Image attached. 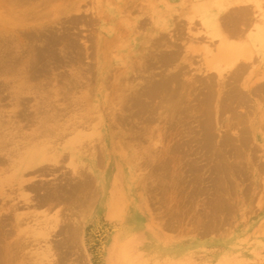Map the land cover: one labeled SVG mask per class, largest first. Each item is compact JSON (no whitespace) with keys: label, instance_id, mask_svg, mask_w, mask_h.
Listing matches in <instances>:
<instances>
[{"label":"rangeland","instance_id":"rangeland-1","mask_svg":"<svg viewBox=\"0 0 264 264\" xmlns=\"http://www.w3.org/2000/svg\"><path fill=\"white\" fill-rule=\"evenodd\" d=\"M0 3L5 4H0V97L3 96V99L0 98L2 99L0 100V122L2 124L0 135L4 146L2 150L4 159H2L4 161L6 158L7 160L6 164L2 162L3 165H0V220L2 223L5 222L4 225L6 224L5 227L2 223L0 224V247L3 248H0L3 251L0 262L4 261L0 264H149L147 254H152L153 264H264V96L253 93L254 98L244 90V94L247 93V99L251 100H247L249 102H245L244 105L234 104V101L231 102L226 98V94L229 96L230 87H225V84L232 82L230 72L234 70L226 62L221 63L224 66L220 65L225 79L220 82L219 78L215 77V80L212 81L216 82L208 81L207 76L215 71L208 72L203 48L214 50L216 44L213 43L218 42V45L219 39H217L218 37L211 38L207 33L209 28L207 29L206 24L201 21V14L205 16L211 11L215 12V3L212 4L213 2L210 0H6L5 2L0 0ZM204 5L206 8L203 7ZM198 15L201 19L196 18ZM143 21L148 25L143 24ZM65 29L67 31H64ZM138 29L142 31L139 32ZM50 30L51 32L56 31L53 33L54 37L50 34ZM32 31H34V35L37 34L35 35L36 39L33 35L31 37L28 34ZM63 32L69 33L66 34L67 38L65 37L67 42L70 40L68 45L71 42L74 44L73 39L75 38L78 39L76 40L78 45L79 43L83 44L79 45L81 48H77L78 45L73 47L74 45L71 46V44L69 47L64 46L67 42L61 36ZM56 33L58 36L60 33L62 37L60 39H63L65 43H62L63 40L56 41L60 37L57 35L55 37ZM186 33L188 36H185ZM23 34L24 37H27L24 38ZM181 35L184 37L181 38ZM43 36L49 41L52 36V41L45 40L46 38ZM177 36L179 40H176ZM41 39L43 42H40ZM198 39L205 40L199 41ZM31 41L33 42L31 43ZM53 41L56 43L53 44ZM168 41L170 43H167ZM44 43H50V46ZM60 44L61 46H59ZM35 45L36 48H39L38 50L34 47ZM70 50L73 52L77 50L75 52L81 57L77 58L78 55L75 52L71 53ZM79 50H81L80 53ZM57 51L61 64L56 58L55 52ZM41 52L43 57H40ZM175 52H179L181 55H177V53L175 55ZM37 53L40 62L38 55H35ZM170 53L176 56L175 59L173 58L174 62H171V59V63L164 60L165 55L168 57ZM61 55L65 61H63L64 66H62ZM33 60L35 63L38 60L41 66L39 63H33ZM71 61L72 64H70ZM162 62L169 63L168 67L163 63L164 67L168 68H166L167 70L163 67ZM148 63H152V65ZM33 64L36 66L34 67ZM48 66L54 69V72ZM153 66L158 70L153 69ZM42 69L46 70L47 74ZM165 70L166 72H164ZM83 73H85L84 76ZM160 73L162 74L160 75ZM175 73L176 76L179 75L178 78L173 76ZM181 73L186 74L185 78ZM42 74L46 76L43 77ZM62 74H65L66 77ZM171 75L175 77L176 83L179 79L184 80H179L182 81L179 82V86L177 84L170 85L172 88L168 87L165 92L163 91L157 97L158 99L156 98L157 101L156 99L149 100L144 96L143 103L140 102V105L143 106L141 113L139 111L141 106L134 105V100L131 98V102L124 107L122 90H124L125 96H132L136 91L147 92L152 87V83L154 86L157 81L168 80ZM31 76L34 78L32 77V79ZM172 76L171 78H173ZM202 83L213 88L211 90L207 86L205 88ZM220 83H224L222 100L219 99L217 92ZM239 85L241 86V81ZM175 87L178 88V93ZM109 89L113 92H110ZM173 89L176 93H173ZM212 89L216 92H213ZM70 90L73 92L71 93ZM206 90L217 95L214 94L215 98L213 96L210 98L211 92ZM204 92L209 94L205 95ZM167 93L172 96L175 94L174 100ZM48 94L50 97L47 96ZM67 94L71 95L70 98ZM201 96L207 97L202 100ZM208 97L209 101L212 100L213 103L208 102ZM256 99L257 101H255ZM64 100L67 102L65 103ZM197 100L199 104L196 103ZM217 100L222 103L227 102L224 103L226 106L222 104L225 111L222 106L219 108ZM68 102L69 105L71 103L70 107ZM50 103L51 105H49ZM230 103H233L234 106L232 107ZM40 104L41 109H44L43 111L47 115L39 113L37 118L41 120L36 118L38 122L40 121L38 123L32 118L34 117L32 114L34 110L36 113ZM239 104L241 107L238 106ZM246 104H249L251 108L253 106L255 110L246 107ZM144 105L147 110L143 109L146 108ZM132 106H135L136 109ZM52 107H54L53 111L50 110ZM66 107L70 109L68 110ZM57 108H59V113L56 111ZM204 108L209 112L203 110ZM229 108L230 110H228ZM245 108H249V112L251 111L252 114L251 112L249 114ZM62 109L64 110L62 111ZM178 109L184 113L179 112ZM143 110L146 115L142 113ZM221 110L225 112H222L224 117ZM50 111L52 112L50 113ZM206 112H211L213 117L210 114L208 117L205 116ZM30 114L31 122H29V118H25ZM219 114L222 118L218 117ZM52 115L56 117L54 116V118ZM148 115L150 116L148 117ZM233 115L235 118H231ZM50 116L53 117V122L51 118L49 119ZM151 116V120H154L153 116L156 117L155 119L158 118L157 122L154 120V123L152 121L149 123L148 119ZM203 117L207 118H204L206 121L203 120ZM208 118H213L210 120L214 121L207 122ZM145 119L148 121L146 122ZM199 121L201 123H198ZM41 122L43 123L41 124ZM213 123L215 125L212 126ZM200 124L205 126L201 127ZM56 125H58L57 129ZM206 125H210V130ZM242 127H245L246 131H242ZM204 128L207 132H203ZM208 130L211 131V135ZM214 132L216 135L213 134ZM218 132H221L220 135H217ZM227 134L231 136L234 134L238 139H235L233 135L232 140H234L231 142ZM213 135L217 137L216 139L214 136L217 141L213 140L217 144L210 148L212 143L210 144L209 140L213 139L211 138ZM222 135H226V138H223ZM206 136H210L209 139ZM244 136L246 139L244 138L245 141L241 142L239 138ZM189 140L195 141V144L193 142L192 145ZM228 140L230 145L227 144ZM219 141H222L221 144ZM202 143L205 145L201 146ZM36 145H40L38 146L40 148H35ZM221 145L226 147L223 148ZM243 145H247V147ZM176 146L179 149L175 151ZM220 146L221 149H219ZM181 147L182 149H180ZM32 151L45 153L44 156L48 162L44 166L48 167V170L43 166L40 169L42 171L38 174L39 170L36 171L37 169H25L28 166L26 164L27 157ZM228 151L231 153L229 154ZM234 152H237L236 156L243 152L244 156L239 155L235 159ZM209 153L212 155L209 156ZM209 160L211 163L208 162ZM218 163H220L219 166ZM205 164L207 165L205 166ZM224 164L226 167L223 166ZM53 166L54 168H52ZM228 167L231 170L229 169L230 172L226 171V173L228 172L226 174L223 171L225 168L228 170ZM86 174L90 177L87 178ZM77 176L79 177L76 178ZM215 176L220 181H215ZM84 177L87 182L84 181ZM79 179H82L81 182L78 181ZM39 184L44 186H42L43 189ZM38 185L39 187H37ZM85 185L87 189H85ZM31 186H35V190ZM58 188L59 193L62 192L61 198L65 195L68 199L72 195V200L67 201L65 196L60 200V197L57 196L59 195ZM36 189L38 190L36 191ZM217 190L220 191V194ZM64 191L66 194L63 193ZM50 194L56 196L54 198H57L56 201L50 198L52 197ZM48 196L50 199L47 198ZM69 199L71 198L69 197ZM205 212L206 214H204ZM7 233L13 235L10 236ZM70 234L74 235L70 236Z\"/></svg>","mask_w":264,"mask_h":264},{"label":"bare ground","instance_id":"bare-ground-1","mask_svg":"<svg viewBox=\"0 0 264 264\" xmlns=\"http://www.w3.org/2000/svg\"><path fill=\"white\" fill-rule=\"evenodd\" d=\"M3 2H5L6 0H2ZM189 1V0H188ZM210 1H212L213 3L212 4H214L215 3V12H213L212 13V11H211V13H207L205 16L203 15L202 16V14H201V18H199V15H198V17L196 16V18H199V19H201V21L203 22V23H205L206 24V26H207V29L209 28V30H207V33L211 36V38H215V37H218L217 39H219V44L217 45V43L218 42H216V43H213V44H216V45H214V46H216L215 47V49L214 50H210L209 48H208V50L206 49V48H203V50H204V60H207V65H208V72L209 71H212V70H214L215 72H213V73H211V75L210 74H208V75H210V76H207V78H209V82L211 83V81L212 80H215V77H218L219 78V81L220 82H222L224 79H225V75H224V72L221 70V67H220V65L222 66L223 64H221V63H223V62H226V63H228L229 64V66H230V68L232 67L234 70L233 71H231L230 72V74H231V76H232V82L229 80V78H227L228 80L226 81L227 83L229 82L230 84H232V86H230V84H225L226 86L225 87H227V86H229L230 87V93H229V91H228V93H229V96H227V94H226V98H228V99H230V101L231 102H233L234 104L235 103H241V104H243L244 105V103L245 102H247V100H250V99H247L248 97L246 96L247 95V93H248V95L249 96H252L253 95V93H259L260 95H262V96H264V0H210ZM26 3V2H25ZM25 3H24V5H25ZM0 4H2V3H0ZM2 5H5L4 3L2 4ZM22 5V4H21ZM145 5V4H144ZM206 5V7H208L207 6V4H205ZM205 5L203 6V7H205ZM3 7V6H2ZM1 7V8H2ZM205 7V8H206ZM205 8H203V9H205ZM5 9V8H4ZM18 9V8H17ZM193 9V8H192ZM197 9V8H196ZM202 9V10H203ZM2 11V10H1ZM138 11V10H137ZM6 13V12H5ZM32 13V12H31ZM144 13V12H143ZM168 13V12H167ZM4 14V13H3ZM158 15V14H157ZM162 16V15H161ZM0 17H1V15H0ZM153 17L155 18V16L153 15ZM80 18V17H79ZM72 19V18H71ZM70 19V20H71ZM74 19V18H73ZM72 19V20H73ZM82 19V18H81ZM153 19V18H152ZM159 19V18H158ZM190 19V18H189ZM69 20V19H68ZM71 20V21H72ZM75 20V19H74ZM77 20H79V19H77ZM130 20V19H129ZM140 20V19H139ZM144 20V19H143ZM145 21V20H144ZM143 21V22H144ZM8 22V21H7ZM66 22V21H65ZM70 22V21H69ZM77 22V21H76ZM140 22H142V21H140ZM147 22V21H146ZM68 23V22H67ZM71 23V22H70ZM85 23H87V22H85ZM88 23H90V22H88ZM87 23V24H88ZM130 23V22H129ZM86 24V25H87ZM139 24V23H138ZM143 24H146V25H148L147 23H143ZM155 24V23H154ZM189 24H192V23H189ZM152 25V24H151ZM26 26V25H25ZM150 26V25H149ZM181 26V25H180ZM180 26H178V27H180ZM12 27V26H11ZM89 27H90V25H89ZM138 27V26H137ZM140 27V26H139ZM141 28V27H140ZM144 28V27H143ZM201 28V27H200ZM64 29V28H63ZM142 29V28H141ZM141 29H138L139 30V32L140 31H142ZM73 30H74V28H73ZM134 30V29H133ZM179 30V29H178ZM183 30V29H182ZM181 30V31H182ZM38 31V30H37ZM56 31H59L58 29H56ZM55 31V32H56ZM64 31H67L66 29L64 30ZM70 31V30H69ZM79 31V30H78ZM180 31V30H179ZM185 31V30H184ZM20 32V31H19ZM34 31H32L31 33H28L29 35H31V37H32V35L34 36V38H35V35H37V34H35L34 35V33H33ZM41 32H42V30H41ZM47 32H49V31H47ZM50 32H51V30H50ZM55 32H51L50 34H52L53 35V37H54V34L53 33H55ZM61 32V31H60ZM82 32V31H81ZM11 33V32H10ZM26 33V32H25ZM24 33V34H25ZM74 33V32H73ZM135 33V32H134ZM142 33V32H141ZM175 33V32H174ZM206 33V34H207ZM22 34V33H21ZM24 34H23V37H24ZM27 34V33H26ZM28 34H27V36H28ZM40 34V33H39ZM44 35H45V33H43ZM49 34V35H50ZM64 34H65V32H63V35H62V33H61V36H63V39L65 40L67 37H66V34H65V36H64ZM69 34V33H68ZM67 34V35H68ZM76 34V33H75ZM79 34V33H78ZM81 35H82V33H80ZM183 34V33H182ZM8 35V34H7ZM10 35V34H9ZM42 35V34H41ZM57 35V33L55 34V37H57L56 36ZM147 35V34H146ZM11 36V35H10ZM10 36H9V38H10ZM26 36V35H25ZM26 36V37H27ZM47 37H48V35H46ZM59 36H60V33H59ZM58 36V37H59ZM59 37V40H56V41H62L63 39H60V38H62V37ZM70 36V35H69ZM170 36V35H169ZM182 36L183 35H181V38H182ZM185 36H188V33H186L185 34ZM192 36H193V34H192ZM209 36V37H210ZM26 37H24V38H26ZM37 37V36H36ZM44 37V36H43ZM66 37V38H65ZM71 37H73V36H71ZM76 37V36H75ZM168 37V36H167ZM173 37V39H174V36H172ZM172 37H171V39H172ZM184 37V36H183ZM19 38V37H18ZM33 38V39H34ZM38 38V37H37ZM42 38V37H41ZM44 38H46V37H44ZM44 38H42V39H44ZM49 38V37H48ZM48 38H46L45 40H47ZM51 38H52V36H51ZM50 38V41H52V39ZM74 38V37H73ZM161 38V37H160ZM163 38H165L166 39V37H164L163 36ZM179 38H180V36H179ZM190 36H189V40H190ZM21 39V38H20ZM28 39H29V36H28ZM32 39V38H31ZM30 39V40H31ZM36 39V38H35ZM39 39H40V37H39ZM38 39V40H39ZM42 39L40 40V42H43L42 41ZM170 39V38H169ZM170 39V40H171ZM192 39H194V38H192ZM196 39V38H195ZM210 39V38H209ZM208 39V40H209ZM30 40H28V41H30ZM62 41V43L64 42L65 43V41ZM71 40H72V38H71ZM76 40H78V39H73V41H75L74 42V44H72V42L71 43H69V45H68V42H70V40H68V42L66 43V45H64V46H66V47H69L70 46V44H71V46L72 45H74L73 47H75V46H77L78 45V43L76 42ZM167 40H168V38H167ZM176 40H179L178 39V36H177V39ZM183 40H184V38H183ZM199 40V39H198ZM205 40V39H204ZM204 40H199V41H204ZM22 41V40H21ZM34 41V40H33ZM33 41H31V43L33 42ZM47 41H49V40H47ZM49 41V42H50ZM141 41V40H140ZM186 41V40H185ZM218 41V40H217ZM6 42V41H5ZM4 42V43H5ZM39 42V41H38ZM45 42V41H44ZM159 42V41H158ZM171 42H174V41H171ZM187 42V41H186ZM21 43V42H20ZM53 44L54 43H56V42H52ZM77 43V44H76ZM167 43H170V41H168ZM176 43H178V42H176ZM38 44V43H37ZM44 44H46V43H44ZM48 44V43H47ZM46 44V45H47ZM50 44V43H49ZM48 44V45H49ZM59 44V43H58ZM76 44V45H75ZM156 44V43H155ZM180 44V43H179ZM202 44V43H201ZM12 45V44H11ZM43 45V44H42ZM79 45H81L80 43H79ZM79 45L77 46V48L79 47ZM83 45V44H82ZM81 45V46H82ZM159 45V44H158ZM185 45H188V44H185ZM39 46V45H38ZM40 46H41V44H40ZM50 46V45H49ZM59 46H61V44L59 45ZM64 46H63V49H64ZM147 46V45H146ZM159 46H161V45H159ZM165 46V45H164ZM178 46V45H177ZM212 46V45H211ZM22 47V46H21ZM35 48L37 47L36 45L34 46ZM46 47V46H45ZM58 47V46H57ZM72 47V48H73ZM90 47V46H89ZM174 47H176V46H174ZM10 48V47H9ZM41 48V47H40ZM72 48H69V49H72ZM79 48H81V47H79ZM119 48V47H118ZM172 48V47H171ZM178 48V47H177ZM181 48H182V44H181ZM181 48H178L179 50L181 49ZM184 48V47H183ZM182 48V49H183ZM213 48V47H212ZM2 49H4V48H2ZM6 49V48H5ZM14 49V48H13ZM21 49V48H20ZM39 48H36V50H38ZM44 49H46V48H44ZM48 49V48H47ZM52 49V48H51ZM55 49H57V48H55ZM55 49H53V50H55ZM62 49V50H63ZM69 49H68V52H69ZM74 49H76V48H74ZM157 49V48H156ZM181 49V50H182ZM43 50V49H42ZM42 50H39V51H42ZM49 51H50V49H48ZM48 50L46 51L47 53H48ZM53 50H51V53H53ZM58 50H60V49H58ZM73 50V49H72ZM72 50H70L71 51V53L73 52ZM166 50V49H165ZM167 50H169V49H167ZM178 50V51H179ZM39 51H37V52H39ZM56 51V50H55ZM75 51H77V50H75ZM74 51V52H75ZM137 51V50H136ZM145 51V50H144ZM172 52H174V50H171ZM45 51H43V53H44ZM45 52V53H46ZM73 52V53H74ZM79 53L81 52V50H79L78 51ZM91 52V51H90ZM163 52V51H162ZM167 52V51H166ZM181 52H184V51H181ZM11 53V52H10ZM9 53V54H10ZM42 52H41V56L40 57H43L44 55H42L43 54ZM56 54L58 53V51L57 52H55ZM54 53V56L56 55ZM76 53V52H75ZM160 53V52H159ZM176 53L177 52H175L174 54L176 55ZM188 53V52H187ZM26 54V53H25ZM64 53L62 52V55H63ZM77 54V53H76ZM84 54V53H83ZM137 54V53H136ZM173 54V53H172ZM178 54H180L179 52L177 53V55ZM183 54V53H182ZM24 55V54H23ZM36 56L38 55V59L40 58L39 57V54L37 53V54H35ZM35 55H33V56H35ZM62 55H61V58L63 59L62 60V64H63V61H64V58L62 57ZM67 55H68V53H67ZM66 55V56H67ZM72 55V54H71ZM78 55V54H77ZM82 55V54H81ZM135 55V54H134ZM169 55V54H168ZM175 55H171V53H170V56H166L165 55V61L166 62H170L171 61V59H172V61L171 62H174V59H175ZM181 55V54H180ZM190 55V54H189ZM254 55H256L255 56V58H254ZM35 56V57H36ZM59 55L57 54V59L59 58L58 57ZM64 56V55H63ZM69 56H70V52H69ZM73 56V55H72ZM76 56V55H75ZM91 56H93V53H91ZM127 56H129V55H127ZM159 56H162V57H164L163 55H159ZM53 57V56H52ZM65 57V56H64ZM79 57H81L80 55H78V57L77 58H79ZM178 57H180V56H178ZM201 57V56H200ZM32 58V57H31ZM51 58V57H50ZM60 58V59H61ZM76 58V57H75ZM76 58V60L78 61V59ZM94 58V57H93ZM92 58V59H93ZM130 58V57H129ZM138 58V57H137ZM156 58V57H155ZM174 58V59H173ZM18 59V58H17ZM16 59V60H17ZM23 59V58H22ZM35 59H37V57L35 58ZM52 59V58H51ZM53 59H55V58H53ZM69 59H71L70 57H69ZM134 59V58H133ZM160 59V58H159ZM19 60V59H18ZM17 60V61H18ZM32 60V59H31ZM41 60H44L43 58H41ZM46 60V59H45ZM56 60V59H55ZM72 60H74V61H76L75 59H72ZM79 60H81V59H79ZM160 60H162V59H160ZM179 60V59H178ZM178 60H175V61H178ZM20 61V60H19ZM48 61H49V59H48ZM76 61V62H77ZM86 61V60H85ZM128 61V60H127ZM140 61V60H139ZM163 61V60H162ZM33 63H35L34 62V60L32 61ZM39 62H40V59H39ZM38 62V60L36 61V63H39ZM43 62V61H42ZM57 62V61H56ZM58 62H60V64H61V60L59 61V59H58ZM57 62V63H58ZM65 62V61H64ZM93 62H94V60H93ZM160 62V61H159ZM170 62V63H171ZM35 63V64H36ZM75 63V62H74ZM73 63V64H74ZM163 63H165V62H162V64ZM30 64H31V61H30ZM29 64V65H30ZM66 64H67V62H66ZM70 64H72V61H71V63ZM148 64H150V65H152V63H148ZM156 64V63H155ZM162 64H161V66H162ZM167 64H169V63H167ZM167 64L165 63V66H167ZM19 65V64H18ZM34 65V64H33ZM39 65H40V63H39ZM43 65V64H42ZM54 65V64H53ZM57 65V64H56ZM59 65V64H58ZM57 65V66H58ZM84 65V64H83ZM91 66H92V63L90 64ZM130 65V64H129ZM171 65V64H170ZM207 65H206V68H207ZM36 65H34V67H35ZM41 66V65H40ZM49 66H51V65H49ZM48 66V67H49ZM62 66H64V64L62 65ZM61 66V67H62ZM67 66V65H66ZM156 66V65H155ZM173 66V65H172ZM224 66V65H223ZM33 67V66H32ZM55 67V66H54ZM60 67V66H59ZM59 67H57V68H59ZM94 67V66H93ZM149 67V66H148ZM163 67H164V64H163ZM168 67V66H167ZM166 67V68H167ZM50 68V67H49ZM48 68V69H49ZM51 68H52V66H51ZM50 68V69H51ZM74 68V67H73ZM91 68V67H90ZM155 67L153 66V69H154ZM165 68V67H164ZM165 68V69H166ZM228 68V67H227ZM226 68V69H227ZM47 69V70H48ZM50 69L48 70V72L50 71ZM60 69V68H59ZM149 69V68H148ZM148 69H146V70H148ZM156 70H158L157 68H155ZM168 69V68H167ZM166 69V70H167ZM197 69H199V68H197ZM204 69V68H203ZM25 70H26V68H25ZM30 71H32L31 69H29ZM34 70V69H33ZM36 70V69H35ZM44 69H42V71H43ZM52 71L54 70V69H51ZM166 70L164 71V72H166ZM228 70V69H227ZM29 71V72H30ZM40 71V70H39ZM45 71V74H47V72H46V70H44ZM57 71H58V69H57ZM66 71V70H65ZM89 71V70H88ZM28 72V71H27ZM28 72V73H29ZM54 72V71H53ZM53 72H50V73H53ZM78 72H80V71H78ZM83 72V71H82ZM93 72V71H92ZM146 72V71H145ZM180 72V71H179ZM27 73V74H28ZM34 73H36V71H34ZM39 72L37 71V74H38ZM43 73V72H42ZM66 73H67V71H66ZM65 73V74H66ZM88 73V72H87ZM124 73V72H123ZM177 73V72H176ZM175 73V75H173V76H175V77H177L178 78V76H176L177 74ZM33 74V73H32ZM44 74V73H43ZM42 74V76L43 77H45L44 75ZM65 74H62V75H64L65 76ZM75 74H76V72H75ZM80 74V73H79ZM84 74L85 73H83V76H84ZM158 74V73H157ZM156 74V75H157ZM162 73H160V75H161ZM180 74V73H179ZM246 74H248V75H246ZM33 75H35V74H33ZM62 75H60L61 77H62ZM69 75V74H68ZM72 75V74H71ZM78 75V74H77ZM130 75V74H129ZM155 75V76H156ZM159 75V76H160ZM171 75V76H172ZM181 75H185L186 76V74H182L181 73ZM215 75V76H214ZM37 76V75H36ZM36 76H35V78H36ZM75 76V75H74ZM86 76V75H85ZM158 76V75H157ZM171 76H169L170 78H168V80H165V81H162V82H160V81H157V84H154V86H153V83H152V87L149 89V91H147V92H145V91H143V92H140V91H136L135 92V94L134 95H132V96H125L124 95V90H122V99H123V104H124V107L126 106V105H128L130 102H131V100H130V98L131 99H133L134 100V105L135 104H139L140 105V102H141V104L143 103V97L144 96H146L147 98H149V100L150 99H156L158 96H160L161 94H162V92L164 91L165 92V90L166 89H168V87H170V89L172 88L171 86H173L174 84H179V82H182V81H179V80H184V79H179L178 80V83H176V81H175V77H173V78H171ZM185 76H184V78H185ZM197 76H199V75H197ZM245 76H247V77H245ZM34 78V76H31V78ZM39 77H40V74H39ZM66 77V76H65ZM64 77V78H65ZM68 77V76H67ZM73 77V76H72ZM138 77V76H137ZM162 77V76H161ZM201 77V76H200ZM228 77H230V76H228ZM31 78H30V80H31ZM32 78V79H33ZM63 78V77H62ZM63 78V79H64ZM133 78V77H132ZM154 78V77H153ZM160 78V77H159ZM36 79H39L40 80V78H36ZM41 79H42V77H41ZM48 79V78H47ZM66 79V78H65ZM192 79V78H191ZM197 79H198V77H197ZM205 79V78H204ZM231 79V78H230ZM46 80V79H45ZM52 80V79H51ZM61 80V79H60ZM69 80V79H68ZM200 80V79H199ZM205 80H207V79H205ZM204 80V81H205ZM242 80H243V82H242ZM35 81H37V80H35ZM63 81V80H62ZM105 81V80H104ZM113 81H116V80H113ZM191 81V80H190ZM189 81V82H190ZM192 81H193V79H192ZM191 81V82H192ZM203 81V80H202ZM203 81V82H204ZM240 81H241V86L239 85L240 84ZM34 82V81H33ZM64 82V81H63ZM71 82V81H70ZM158 82H160V83H158ZM188 82V83H189ZM201 82V81H200ZM212 82H216V81H212ZM72 83V82H71ZM154 83H155V81H154ZM194 83V82H193ZM219 83V82H218ZM36 84V83H35ZM47 84V83H46ZM70 84V83H69ZM73 84V83H72ZM84 84V83H83ZM112 84V83H111ZM186 84H187V81H186ZM217 84V83H216ZM11 85V84H10ZM40 85V84H39ZM71 85V84H70ZM78 85V84H77ZM85 85V84H84ZM171 85V86H170ZM202 85H204L205 86V88H206V86L208 87V89H210L211 90V88H213V87H210V86H208V85H206V84H203L202 83ZM0 86H1V84H0ZM8 87H9V85H7ZM61 86V85H60ZM71 86H73V85H71ZM83 86V85H82ZM175 86V85H174ZM179 86V85H178ZM187 86V85H186ZM189 86V85H188ZM213 86V85H212ZM223 86H224V83H220L219 84V89L217 90V92H218V94H219V99L220 100H222V98H223V94H222V89H223ZM40 87H42V86H40ZM50 87V86H49ZM143 87V86H142ZM199 87V86H198ZM201 87V86H200ZM215 87V86H214ZM2 88V87H1ZM44 88V87H43ZM73 88V87H72ZM71 88V89H72ZM148 88V87H147ZM146 88V89H147ZM174 88V87H173ZM182 88V87H181ZM46 89V88H45ZM59 89H61V88H59ZM67 89V88H66ZM75 89V88H74ZM79 89V88H78ZM117 89V88H116ZM144 89V88H143ZM169 89V90H170ZM175 89H176V92L178 93V91L179 90H177L178 88H176L175 87ZM4 90V89H3ZM63 90V89H62ZM69 90V89H68ZM106 90V89H105ZM169 90H167V91H169ZM187 90H190V89H188L187 88ZM205 90V89H204ZM203 90V91H204ZM208 91V90H206V91H208V92H211V91ZM213 90V92L215 91L214 89H212ZM226 90H227V88H226ZM229 90V89H228ZM244 90H246L247 91V93H245L244 94ZM2 91V90H1ZM71 91V93L73 92L72 90H70ZM109 91H110V89H109ZM112 91V90H111ZM110 91V92H111ZM142 91V90H141ZM173 91V93H176V92H174V89L172 90ZM202 91V92H203ZM245 91V92H246ZM39 92V91H38ZM43 92V91H42ZM47 92V91H46ZM113 92V91H112ZM183 92V91H182ZM181 92V93H182ZM193 92V91H192ZM216 92V91H215ZM227 92V91H226ZM2 93H3V91H2ZM43 93H45V92H43ZM67 93H69V91H67ZM71 93H69V94H71ZM180 93V92H179ZM225 93V92H224ZM41 94V93H40ZM53 94V93H52ZM69 94H67L68 96H69ZM111 94V93H110ZM168 94V93H167ZM189 94H190V91H189ZM198 94H200V93H198ZM197 94V95H198ZM203 94H209V93H203ZM213 93L211 92L209 95H210V98H212L211 96H215L214 94H216V93H214L213 95H212ZM4 95V94H3ZM102 95V94H101ZM112 95V94H111ZM169 95V94H168ZM179 96H180V94H178ZM192 95H193V93H192ZM217 95V94H216ZM8 96V95H7ZM48 97H50L49 96V94L47 95ZM51 96H53V95H51ZM64 96V95H63ZM65 96H66V94H65ZM71 96V95H70ZM70 96H69V98H70ZM173 96H176L175 94L173 95ZM172 95H169V97L170 98H172L173 97ZM224 96H225V94H224ZM254 96V95H253ZM3 96H1L0 98H2ZM39 97V96H38ZM37 97V98H38ZM42 97V96H41ZM110 97V96H109ZM109 97H108V100H109ZM113 97V96H112ZM202 97V96H201ZM207 97V96H206ZM206 97H204V98H206ZM230 97V98H229ZM257 97H258V95H257ZM6 98V97H5ZM10 98V97H9ZM44 98V97H43ZM47 98V97H46ZM45 98V99H46ZM75 98V97H74ZM114 98V97H113ZM129 98V99H128ZM190 98V97H189ZM203 97L201 98L202 100L204 99ZM215 98V97H214ZM217 98V97H216ZM225 98V99H226ZM250 98V97H249ZM254 98H255V96H254ZM253 98V99H254ZM3 99V98H2ZM2 99H0V100H2ZM22 99V98H21ZM44 99V100H45ZM49 99V98H48ZM102 99V98H101ZM158 99V98H157ZM157 99H156V101H157ZM176 99V98H175ZM195 100H196V98H194ZM258 99H259V97H258ZM52 100V99H51ZM50 100V101H51ZM67 101H68V99H66ZM113 100H115V99H113ZM132 100V101H133ZM164 100V99H163ZM171 100V99H170ZM172 100H174V97H173V99ZM189 100V99H188ZM199 100V99H198ZM198 100H197V102L196 103H198ZM210 99H209V97H208V102H210L209 101ZM213 100H215V99H213ZM43 101V100H42ZM42 101L40 102V103H42ZM46 102H47V100H45ZM62 101V100H61ZM66 101V102H67ZM73 101V100H72ZM71 101V102H72ZM207 101V100H206ZM251 101V100H250ZM255 101H257V99L255 100ZM46 102H45V104H46ZM59 102H60V100H59ZM64 102H65V100H64ZM65 102V103H66ZM100 102V101H99ZM169 102V101H168ZM192 102V101H191ZM215 102V101H214ZM249 102V101H248ZM247 102V103H248ZM22 103V102H21ZM21 103H20V105H21ZM31 103V102H30ZM44 103V102H43ZM110 103V102H109ZM152 104H153V102H151ZM150 103V104H151ZM155 103V102H154ZM186 103V102H185ZM192 103H194V102H192ZM191 103V104H192ZM210 103H213L212 102V100H211V102ZM224 103H227V102H224ZM224 103H222V101L220 102H218V100H217V104H218V106H219V108L222 106V108H223V110H224V107H223V105L222 104H224ZM232 103V104H233ZM252 103V102H251ZM250 103V104H251ZM260 104H263V103H261V102H259ZM258 103V104H259ZM25 104V103H24ZM27 104V103H26ZM133 104V103H132ZM146 104V103H145ZM199 104V103H198ZM215 104V103H214ZM231 104V103H230ZM229 104V105H230ZM231 104V105H232ZM47 105V104H46ZM49 105H51V103L49 104ZM66 105V104H65ZM68 105H69V102H68ZM70 105H71V103H70ZM70 105H69V107H70ZM113 105H115L114 103H113ZM147 105H148V103H147ZM190 105V104H189ZM201 105V104H200ZM206 105H208V104H206ZM205 105V106H206ZM228 105V104H227ZM253 105V104H252ZM7 106V105H6ZM55 106V105H54ZM64 106V105H63ZM141 106V105H140ZM145 106V105H144ZM150 106V105H149ZM152 106V105H151ZM193 106V105H192ZM204 106V105H203ZM224 106H226V104H224ZM234 105H232V107H233ZM239 107H241L240 106V104L238 105ZM238 106H235L236 108L238 107ZM254 106H255V104H254ZM37 107V106H36ZM41 104H40V107H38V109H36V113H34L35 112V110L33 111V116L34 117H32L33 119H35L36 120V118L38 117V114L40 113H43V114H45L46 112L45 111H43L42 109H41ZM106 107V106H105ZM131 107V106H130ZM132 107H134L135 108V106H132ZM136 107H138L137 105H136ZM142 107L143 106H141V108H140V113H141V109H142ZM146 107V106H145ZM153 107V106H152ZM195 107H196V105H195ZM211 107V106H210ZM214 107V106H213ZM229 107V106H228ZM227 107V108H228ZM238 107V108H239ZM246 107H249V104L247 105L246 104ZM259 107V106H258ZM35 108V107H34ZM33 108V109H34ZM44 108V107H43ZM45 108H46V106H45ZM48 108H49V106H48ZM47 108V109H48ZM53 108L54 107H52V109H50V110H52L53 111ZM56 108V107H55ZM61 108H63V107H61ZM67 108V107H66ZM75 108V107H74ZM197 108H199V107H197ZM221 108V109H222ZM230 108H231V106H230ZM230 108L228 109V110H230ZM235 108V109H236ZM249 108H251V107H249ZM249 108L248 109H246V110H248V113L250 114V112H249ZM263 108V107H262ZM46 109V110H47ZM68 109V108H67ZM70 109V108H69ZM68 109V110H69ZM108 109V108H107ZM133 109V108H132ZM136 109V108H135ZM144 110H147V107L146 108H143ZM188 109V108H187ZM189 109H190V107H189ZM212 109V108H211ZM231 109H233V108H231ZM234 109V110H235ZM251 109H253V106H252V108ZM29 110V109H28ZM59 110V108H57L56 109V111H58ZM61 110V109H60ZM64 109H62V111H63ZM73 111H74V109H72ZM106 110V109H105ZM134 110V109H133ZM142 111V113L144 114L145 113V111ZM151 110V109H150ZM157 110V109H156ZM180 109H178V111H179ZM203 110H207V109H203ZM210 110V109H209ZM213 110V109H212ZM223 110H221V114H222V112L223 113H225ZM253 110H255V109H253ZM252 110V111H253ZM259 110V109H258ZM27 111V110H26ZM52 111H50V113L52 112ZM128 111V110H127ZM154 111H155V109H154ZM177 111V112H178ZM196 111V110H195ZM208 111V110H207ZM226 111H227V109H226ZM240 111V110H239ZM21 113H22V111H20ZM25 111H24V109H23V113H24ZM72 112V111H71ZM157 112V111H156ZM176 112V113H177ZM179 112H182V113H184L183 111H179ZM202 112H204V111H202ZM209 112V111H208ZM208 112H206V114H205V116L207 115V117H208V114H210L211 116L213 115L211 112L210 113H208ZM228 112V111H227ZM232 112V111H231ZM30 113V112H29ZM28 113V114H29ZM31 113H32V111H31ZM53 113H55V115H57V116H59L57 113H59V111L56 113V112H53ZM60 113H61V111H60ZM63 113V112H62ZM61 113V114H62ZM153 113V112H152ZM182 113H180V114H182ZM199 113H200V111H199ZM253 113H255V112H253ZM258 113V112H257ZM260 113V112H259ZM137 114V113H136ZM142 114V115H143ZM154 114V113H153ZM179 114V113H178ZM179 114V115H180ZM221 114H219V116L218 117H221L222 118V116H220ZM242 114V113H241ZM245 114V113H244ZM243 114V115H244ZM247 114V113H246ZM248 114V115H249ZM251 114H252V112H251ZM19 115H20V113H19ZM26 115V114H25ZM45 115H47V114H45ZM45 115H44V117H45ZM54 115V116H55ZM63 115H64V113H63ZM66 115V114H65ZM145 115H146V113H145ZM177 115V114H176ZM223 115V114H222ZM48 116H49V114H48ZM53 116V115H52ZM53 116V117H54ZM150 115H148V117H149ZM184 116V115H183ZM199 116H201L200 114H199ZM203 116V115H202ZM210 116V117H211ZM244 116H246V115H244ZM249 116H252V115H249ZM257 116V115H256ZM41 117V116H40ZM53 117H49V119L51 118L52 119V122H53ZM56 117V116H55ZM54 117V118H55ZM64 117V116H63ZM70 117V116H69ZM74 117V116H73ZM143 117V116H142ZM154 118V120L156 121L157 119H155L156 117L155 116H153ZM213 117V116H212ZM223 117H224V115H223ZM253 117V116H252ZM251 117V118H252ZM260 117H262V116H260ZM25 118L26 119H30L31 118V114L30 115H27V116H25ZM31 118V119H32ZM42 118H43V116H42ZM204 118H206V117H203V120H205ZM216 118V117H215ZM214 118V119H215ZM231 118H235V116L233 115V117H231ZM230 118V119H231ZM257 118V117H256ZM259 118V117H258ZM257 118V119H258ZM31 119H30V121L29 122H31ZM37 119H39V118H37ZM45 119V118H44ZM44 119H42V120H44ZM46 119H47V117H46ZM61 119V118H60ZM59 119V120H60ZM67 119V118H66ZM152 119V116L150 117V119H145V121L147 122H153L154 120H151ZM207 119V118H206ZM210 119H213V118H210ZM209 118H208V120H207V122H213L214 120H210ZM39 120H41V119H39ZM115 120V119H114ZM169 120V119H168ZM210 120V121H209ZM235 120V119H234ZM251 120V119H250ZM260 120H261V118H260ZM37 121V120H36ZM56 121V120H55ZM178 121V120H177ZM206 121V120H205ZM22 122V121H21ZM32 122H33V120H32ZM35 122V121H34ZM38 122V121H37ZM40 122V121H39ZM38 122V123H39ZM51 122V123H52ZM63 122V121H62ZM65 122V121H64ZM157 122V121H156ZM193 122H195V121H193ZM242 122H243V120H242ZM241 122V123H242ZM17 123V122H16ZM26 123H28V122H26ZM43 122H41V124H42ZM57 123H58V118H57ZM68 123V122H67ZM149 123H148V125H149ZM154 123V122H153ZM198 123H201L200 121L198 122ZM240 123V124H241ZM44 124H45V122H44ZM64 124V123H63ZM197 124V123H196ZM203 124V123H202ZM202 124H200L201 125V127L203 126ZM220 124V123H219ZM230 124V123H229ZM235 124V123H234ZM233 124V125H234ZM32 125V124H31ZM46 125V124H45ZM48 125H49V122H48ZM213 125H215L214 123L212 124V126ZM236 125H238L237 123H236ZM247 125V124H246ZM259 125V124H258ZM264 125V124H263ZM57 126L58 125H56V129H57ZM159 126V125H158ZM185 126V125H184ZM205 126V125H204ZM203 126V127H204ZM210 126V125H209ZM209 126H207L206 125V127H209ZM221 126V125H220ZM243 126V125H242ZM150 127V126H149ZM180 127V126H179ZM194 127V126H193ZM231 127H233V126H231ZM237 127V126H236ZM240 127V126H239ZM247 127V126H246ZM0 128L2 129V124H1V122H0ZM46 128H47V126H46ZM62 128V127H61ZM65 128V127H64ZM154 128V127H153ZM235 128V127H234ZM238 128V127H237ZM243 128V127H242ZM262 128V127H261ZM29 129V128H28ZM37 129V128H36ZM175 129V128H174ZM195 129H197V128H195ZM208 129V128H207ZM214 129V128H213ZM39 130V129H38ZM141 130V129H140ZM163 130V129H162ZM179 130V129H178ZM194 130V129H193ZM203 130V132L205 131V132H207V130H205V128L204 129H202ZM202 130H201V132H202ZM209 130H210V127H209ZM208 130V131H209ZM211 130H212V127H211ZM239 130V129H238ZM243 130H245L246 131V128L244 127L243 129H242V131ZM249 130V129H248ZM49 131V130H48ZM60 131V130H59ZM145 131V130H144ZM143 131V132H144ZM170 131V130H169ZM199 131V130H198ZM197 131V132H198ZM214 131H215V129H214ZM27 132V131H26ZM210 132L211 131H209L208 133L210 134ZM213 132V131H212ZM33 133V132H32ZM35 133V132H34ZM33 133V134H34ZM46 132H44V134H45ZM61 133V132H60ZM189 133V132H188ZM199 133V132H198ZM206 134L207 136L209 135V134ZM219 133V132H218ZM221 133V132H220ZM220 133L219 134H217V135H220ZM237 133V132H236ZM43 133H42V135H44ZM133 134V133H132ZM200 134V133H199ZM212 134V133H211ZM210 134V135H211ZM213 134H215V132L213 133ZM223 134V133H222ZM235 134V133H234ZM233 134V135H234ZM34 135H37V133L36 134H34ZM46 135H47V133H46ZM203 135V134H202ZM216 135V134H215ZM215 135H213V136H211V138H213V139H211V140H209V143L211 144H214V145H210V148L212 147V146H215L216 144H215V141H213V140H216L217 139V137L215 136ZM233 135L231 136L230 134L228 135L227 134V137L229 136V138L231 139H229L231 142H233V140H232V138H233ZM237 135V134H236ZM150 136V135H149ZM206 136V137H207ZM214 136L216 137V139L214 138ZM226 136V135H225ZM225 136H223L222 135V137L223 138H226ZM239 136V135H238ZM242 136V135H241ZM48 137V136H47ZM178 137V136H177ZM202 137V136H201ZM210 137V136H209ZM209 137H207L208 139H209ZM219 137H221V136H219ZM221 137V138H222ZM27 138H28V136H27ZM45 138V137H44ZM147 138V137H146ZM204 138V137H203ZM207 138H205V139H207ZM234 138L235 139H238V137L237 136H235L234 135ZM246 139V137L244 136L243 138L241 137V138H239V140L241 139V142H242V140L243 141H245V139ZM68 139V138H67ZM140 139V138H139ZM208 139H207V141H208ZM263 139V138H262ZM1 140H2V138H1V135H0V165L2 166L3 164H2V162H4V164H6V162H7V160H6V158H5V160L3 161V157H2V150H3V143L1 142ZM194 140V139H193ZM192 140V141H193ZM201 140V139H200ZM227 140V139H226ZM229 140H228V143L227 142H225V143H227V144H231V143H229ZM238 140V141H239ZM247 140H249V139H247ZM31 141H33V140H31ZM148 141V140H147ZM190 141V140H189ZM211 141H213V142H211ZM217 141V140H216ZM237 141V140H236ZM30 142V141H29ZM167 142V141H166ZM183 142V141H182ZM191 142V141H190ZM194 142V144H195V141H193ZM193 142H191V144L193 143ZM205 142H206V140H205ZM222 142V141H221ZM221 142L219 141V143L221 144ZM240 142V143H241ZM247 142V141H246ZM31 143V142H30ZM183 143H185V142H183ZM188 143V142H187ZM187 143H186V145H187ZM199 144H201L200 142H198ZM207 144H208V142H206ZM224 143V142H223ZM224 143V144H225ZM238 143V142H237ZM236 143V144H237ZM245 143V142H244ZM248 143H249V141H248ZM250 143H251V141H250ZM190 144V145H191ZM223 144V145H224ZM235 144V146L237 147V145ZM136 145V144H135ZM189 145V144H188ZM193 145V144H192ZM205 145V143H202V145L201 146H204ZM223 145H221V146H223ZM234 145V144H233ZM232 145V146H233ZM241 145H242V143H241ZM248 145V144H247ZM247 145H243L244 147L246 146L247 147ZM38 146H40V145H36V146H34L35 148L36 147H38ZM60 146V145H59ZM198 146V145H197ZM218 146V145H217ZM220 146V148L219 149H221L222 147ZM228 146V145H227ZM257 146V145H256ZM33 147V148H34ZM186 147V146H185ZM226 147V146H225ZM224 146H223V148H225ZM254 147H255V145H254ZM258 147V146H257ZM38 148H40V147H38ZM199 148V147H198ZM213 148V147H212ZM243 148V147H242ZM256 148V147H255ZM255 148H253L254 150H255ZM139 149V148H138ZM172 149H173V147H172ZM179 148H177V146H176V148H175V151L176 150H178ZM180 149H182V147L180 148ZM187 149V148H186ZM196 149V148H195ZM194 149V150H195ZM217 149V148H216ZM227 149H228V147H227ZM235 150H236V148H234ZM238 150H239V146H238V148H237ZM245 149V148H244ZM249 149V148H248ZM174 150V149H173ZM183 150H184V148H183ZM201 150V149H200ZM199 150V151H200ZM234 150V151H235ZM237 150V152H240V151H242L241 150V148H240V151H238ZM246 150V149H245ZM245 150H244V152H245ZM172 151V150H171ZM224 151H226V150H224ZM223 151V152H224ZM253 151V150H252ZM257 151H258V149H257ZM11 152V151H10ZM89 152H90V150H89ZM174 152V151H173ZM229 152V154L231 153L230 151H228ZM237 152H234V156H236L235 154L237 153ZM256 152V151H255ZM211 153V152H210ZM208 154L209 156L210 155H212V154ZM247 153H248V151H247ZM251 153H254V152H251ZM259 153V152H258ZM262 153V152H261ZM93 154H95V153H93ZM184 154V153H183ZM216 155H217V153H215ZM226 154L227 155H229L227 152H226ZM232 154H233V152H232ZM256 154V153H255ZM45 155V153H40V152H34V151H32L31 152V154L27 157V161H26V164L28 165L27 166V168H25V169H27V170H33V169H37L36 171H38L39 170V172H38V174L40 173V171H42V170H40L47 162H48V160H46V157L44 156ZM67 155V154H66ZM92 155V154H91ZM186 155V154H185ZM184 155V156H185ZM191 155V154H190ZM215 155V156H216ZM226 155V156H227ZM238 156L239 155H243L244 156V154H243V152H242V154L241 153H239V154H237ZM246 155V154H245ZM10 156V155H9ZM12 156V155H11ZM44 156V157H43ZM174 156V155H173ZM188 156V155H187ZM229 156H231V155H229ZM238 156H236L235 157V159L236 158H238ZM257 157V156H256ZM3 158V159H2ZM12 158H14L13 156H12ZM175 158V157H174ZM218 158H221V157H218ZM223 158V157H222ZM227 158H228V156H227ZM234 158V157H233ZM97 159V158H96ZM173 159V158H172ZM177 159V158H176ZM253 159V158H252ZM10 160V159H9ZM66 160V159H65ZM171 160V159H170ZM6 161V162H5ZM11 162V161H10ZM173 162V161H172ZM209 163H211L210 162V160L208 161ZM262 162V161H261ZM9 163V162H8ZM191 163V162H190ZM213 163V162H212ZM201 164V163H200ZM208 164V163H207ZM207 164H205V166L207 165ZM219 164L220 163H218V166H219ZM261 164V163H260ZM10 165V164H9ZM190 165V164H189ZM188 165V166H189ZM221 165H222V163H221ZM6 166V165H5ZM214 166V165H213ZM212 166V167H213ZM224 167H226L225 166V164L223 165ZM234 166V165H233ZM45 167L46 166H44V169H45ZM57 167V166H56ZM235 167V166H234ZM48 167H46V169H47ZM52 168H54V166L52 167ZM220 168L222 169V167L220 166ZM232 169H233V167H231ZM51 169V168H50ZM49 169V170H50ZM156 169V168H155ZM192 169V168H191ZM190 169V170H191ZM216 169H217V167H216ZM224 169V168H223ZM228 170H226V168H225V171H223V172H225L226 173V171H229V167L227 168ZM243 169V168H242ZM48 170V169H47ZM51 170H53V169H51ZM50 170V171H51ZM72 170V169H71ZM167 170V169H166ZM231 170V169H230ZM235 171H236V169H234ZM239 170L241 171V169L239 168ZM44 171H46V170H44ZM74 171V170H73ZM202 171V170H201ZM212 171V170H211ZM216 172H218V170H215ZM214 171V172H215ZM190 172H192V171H190ZM230 172V171H229ZM234 172V171H233ZM35 173V172H34ZM33 173V174H34ZM44 173H47V172H44ZM57 173V172H56ZM206 173V172H205ZM224 173V174H225ZM228 173V172H227ZM226 173V174H227ZM235 174H236V172H234ZM245 173V172H244ZM8 174V173H7ZM11 174V173H10ZM32 174V173H31ZM36 174V173H35ZM43 174V173H42ZM42 174H40V175H42ZM67 174V173H66ZM75 174V173H74ZM80 174V173H79ZM192 174V173H191ZM218 174H221V173H218ZM226 174H225V176H226ZM235 174H233V175H235ZM20 175V174H19ZM217 175V174H216ZM222 175V174H221ZM231 175H232V173H231ZM51 176V175H50ZM85 176V175H84ZM86 176H87V174H86ZM220 176V175H219ZM229 176H230V174H229ZM236 176V175H235ZM243 176V175H242ZM79 176H77L76 178H78ZM80 177H82V175L80 174ZM90 176H87V178H89ZM210 177V176H209ZM216 177V176H215ZM222 177V176H221ZM221 177H220V179H221ZM227 177H228V175H227ZM36 178V177H35ZM59 178V177H58ZM71 178V177H70ZM85 178L86 177H84V181H86L87 182V179L85 180ZM218 177H216V180L215 179H213V180H215V181H220V180H218L217 179ZM226 178V177H225ZM231 178V177H230ZM229 178V179H230ZM247 178V177H246ZM40 179V178H39ZM38 179V180H39ZM55 179V178H54ZM60 179V178H59ZM62 179V178H61ZM67 179H68V177H67ZM208 179H210V178H208ZM223 179H224V177H223ZM227 179V178H226ZM239 179V178H238ZM74 180V179H73ZM80 180H82V179H79L78 181H80ZM91 180V179H90ZM212 180V179H211ZM222 180V179H221ZM225 180V179H224ZM235 180V179H234ZM237 180V179H236ZM74 181H76V179L74 180ZM193 181V180H192ZM228 181V180H227ZM37 182V181H36ZM44 182H45V180H44ZM51 182V181H50ZM81 182V181H80ZM85 182V183H86ZM89 182V181H88ZM225 182H226V180H225ZM83 183V182H82ZM221 183H223V182H221ZM229 183H230V180H229ZM233 183V182H232ZM249 183V182H248ZM45 184V183H44ZM48 184V183H47ZM35 185V184H34ZM37 185V184H36ZM35 185V186H36ZM40 185V184H39ZM39 185L37 186V187H39ZM83 185V184H82ZM86 185H87V183H86ZM85 185V186H86ZM220 186H222V187H226V186H223V185H221V184H219ZM226 185V184H225ZM230 186H231V183L229 184ZM252 185V184H251ZM35 186H33L34 187V190H35ZM41 186V185H40ZM43 186V185H42ZM42 186H41V188H42ZM49 186V185H48ZM88 186V185H87ZM87 186H86V188L85 189H87ZM217 186V185H216ZM219 186V187H220ZM250 186V185H249ZM32 187V186H31ZM32 187V188H33ZM44 187V186H43ZM76 187H78V186H76ZM198 187V186H197ZM246 187V186H245ZM51 188V187H50ZM61 188V187H60ZM83 188H84V186H83ZM89 188H91V187H89ZM88 188V189H89ZM94 188V187H93ZM227 188V187H226ZM39 189V188H38ZM38 189H36V191L38 190ZM43 189V188H42ZM47 189V188H46ZM249 189V188H248ZM45 190V189H44ZM43 190V191H44ZM48 190H49V188H48ZM54 190V189H53ZM39 191H42V190H39ZM38 191V192H39ZM47 191V190H46ZM56 191V190H55ZM54 191V192H55ZM57 191H58V194L60 195H57L58 197H60V200L61 199H64V196H62L63 198H61V194H62V192H61V194L59 193V188L57 189ZM66 191V190H65ZM65 191L63 192L64 194H66L65 193ZM72 191H73V189H72ZM89 191V190H88ZM195 191V190H194ZM214 191V190H213ZM218 191V193L220 192L219 190H217ZM216 191V192H217ZM215 192V191H214ZM245 192V191H244ZM47 193V192H46ZM74 193H76V192H74ZM81 193V192H80ZM83 193V192H82ZM192 193V192H191ZM194 193H196V192H194ZM44 194V193H43ZM51 194H53V192H51ZM50 194V195H51ZM213 195H214V193H212ZM220 194V193H219ZM218 194V195H219ZM222 194V193H221ZM248 194V193H247ZM83 195V194H82ZM82 195H81V197H82ZM190 195V194H189ZM212 195V196H213ZM217 195V196H218ZM52 196V195H51ZM69 196V195H68ZM72 195H70L69 197L71 198V199H69V197H68V199H67V196H65L66 198V200L68 201V200H72V197H71ZM77 196V195H76ZM85 196V195H84ZM83 196V197H84ZM201 196V195H200ZM205 196V195H204ZM208 196V195H207ZM210 196V195H209ZM216 196V195H215ZM223 196V195H222ZM56 196L55 195H53L52 197H50V198H55ZM74 197V196H73ZM195 197H196V195H195ZM219 197H221V196H219ZM42 198H44V197H42ZM46 198V197H45ZM48 199H50L49 198V196L47 197ZM197 198V197H196ZM214 198V197H213ZM224 198V197H223ZM57 199V198H56ZM56 199H54L55 201H56ZM74 199V198H73ZM191 199H192V197H191ZM203 199H205V198H203ZM216 199V198H215ZM214 199V200H215ZM218 199V198H217ZM216 199V200H217ZM222 199V198H221ZM189 200V199H188ZM187 200V201H188ZM226 200V199H225ZM231 200V199H230ZM52 201V200H51ZM58 201H59V199H58ZM206 201V200H205ZM227 201V200H226ZM46 202V201H45ZM189 202H190V200H189ZM209 202V201H208ZM186 203V202H185ZM213 203V202H212ZM65 204V203H64ZM228 204H230V203H228ZM228 204H226V205H228ZM187 205H188V203H187ZM223 205V204H222ZM60 206V205H59ZM202 206V205H201ZM218 206V205H217ZM45 207V206H44ZM44 207H43V209H44ZM50 207V206H49ZM48 207V208H49ZM184 207V206H183ZM219 207V206H218ZM217 207V208H218ZM228 207V206H227ZM230 207V206H229ZM56 208V207H55ZM182 208V207H181ZM221 209V208H220ZM226 209V208H225ZM229 209H231V208H229ZM217 210V209H216ZM219 210V209H218ZM212 211H213V209H212ZM221 211H222V209H221ZM54 212H55V210H54ZM57 212H59V211H57ZM211 212V211H210ZM217 212V211H216ZM227 212V211H226ZM232 212V211H231ZM228 213H229V211H228ZM0 214H1V210H0ZM58 214V213H57ZM56 214V215H57ZM204 214H206V212L204 213ZM210 214V213H209ZM3 215V214H2ZM211 215H212V213H211ZM215 215V214H214ZM220 215V214H219ZM227 215V214H226ZM229 215V214H228ZM202 216V215H201ZM200 216V217H201ZM210 216V215H209ZM231 216V215H230ZM69 217V216H68ZM220 217V216H219ZM209 218V217H208ZM216 218V217H215ZM214 218V219H215ZM218 218V217H217ZM211 219V218H210ZM221 219V218H220ZM203 220V219H202ZM218 220V219H217ZM8 222V221H7ZM209 222V221H208ZM2 222H1V220H0V224H1ZM5 223V222H4ZM4 223H2L3 225H4ZM206 224V223H205ZM219 224V223H218ZM6 225V224H5ZM5 225H4V227H5ZM203 225V224H202ZM223 226V225H222ZM221 226V227H222ZM3 227V228H4ZM70 227V226H69ZM207 227V226H206ZM218 227V226H217ZM1 228V227H0ZM208 228V227H207ZM210 228V227H209ZM12 229V228H11ZM204 229V228H203ZM61 230V229H60ZM60 230H59V232H60ZM71 230V229H70ZM205 230H206V228H205ZM58 232V231H57ZM7 234H9V233H7ZM60 234H61V232H60ZM10 235V234H9ZM11 235H13V234H11ZM10 235V236H11ZM72 235H74V234H72ZM71 234H70V236H72ZM1 237H3V236H1ZM74 237V236H73ZM73 237H71V238H73ZM58 238V237H57ZM69 238V237H68ZM70 238V239H71ZM55 239V238H54ZM62 239V238H61ZM69 239V240H70ZM64 240V239H63ZM4 243V242H3ZM61 245V244H60ZM64 245V244H63ZM1 246V245H0ZM62 246V245H61ZM6 247V246H5ZM8 247V246H7ZM65 247V246H64ZM1 248V247H0ZM78 248V247H77ZM1 249H3V248H1ZM8 249V248H7ZM11 250V249H10ZM68 250V249H67ZM69 251V250H68ZM1 252H3L2 250H0V256L2 255V257H3V254H1ZM12 252H14V251H12ZM7 253V252H6ZM13 254V253H12ZM73 254H75V253H73ZM77 254V253H76ZM75 254V255H76ZM15 255V254H14ZM79 255V254H78ZM78 255H77V257H78ZM9 256V255H8ZM72 256V255H71ZM151 256H152V254H147V261H149V264H153L152 263V259H151ZM76 257V258H77ZM79 257H80V255H79ZM4 258H5V256H4ZM0 259H1V257H0ZM15 259V258H14ZM80 259H81V257H80ZM75 260V259H74ZM78 260V259H77ZM79 261H81V260H79ZM4 262V261H3ZM2 261L0 262V263H3ZM13 262V261H12ZM65 262V261H64ZM159 262V261H158ZM61 263V262H60ZM72 263V262H71ZM75 263V262H74ZM77 263V262H76ZM65 264V263H64ZM83 264V263H82ZM86 264V263H85Z\"/></svg>","mask_w":264,"mask_h":264}]
</instances>
